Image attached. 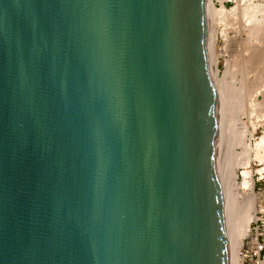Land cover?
Instances as JSON below:
<instances>
[{"label":"water","instance_id":"obj_1","mask_svg":"<svg viewBox=\"0 0 264 264\" xmlns=\"http://www.w3.org/2000/svg\"><path fill=\"white\" fill-rule=\"evenodd\" d=\"M208 0H0V264H230Z\"/></svg>","mask_w":264,"mask_h":264},{"label":"bare ground","instance_id":"obj_2","mask_svg":"<svg viewBox=\"0 0 264 264\" xmlns=\"http://www.w3.org/2000/svg\"><path fill=\"white\" fill-rule=\"evenodd\" d=\"M208 2L210 6L208 60L215 85L216 106L225 143L219 175L223 194V216L230 250V264H244L241 251L242 246L245 238L252 232V222L257 219V194L254 190L255 180L253 172L249 170V166L255 158L264 159L262 151V147H264V134L259 136V140L255 142V145L253 144V140L256 139L255 132L257 127L259 123H262L259 117L261 115L262 119L264 117L263 114L255 113L256 111L260 113L264 111V4L245 3L240 8L241 20L245 22V25L240 26L246 34V48L244 47V49L248 51L249 56L244 61L246 67L242 65L243 62L240 65L242 68L244 67L243 69H247V66L252 64L253 70H256L258 74L255 83L253 84L252 82L251 86L247 85L246 89L245 81H243L245 82L244 84L242 82L238 84H232V82L230 84L228 83L230 80L226 79L228 81L226 83L225 73L222 77L218 69L217 57L213 56L214 40L212 41V39L216 38V35L222 30V27L220 31L214 29V19L223 21L227 16L231 19L227 23L223 21L225 23L223 28L225 27L226 32L228 25L231 27L237 25L239 9L237 10V7L227 8L224 4L218 6L215 0H208ZM214 23L216 22L214 21ZM217 30L219 31L218 33ZM249 68L248 71H251ZM246 72L244 71L245 75L247 74ZM240 80L242 79L240 78ZM261 95L262 99L260 100ZM241 167L244 168L242 181L239 180L238 172ZM261 170H264V167ZM258 264H264V258H260Z\"/></svg>","mask_w":264,"mask_h":264},{"label":"rangeland","instance_id":"obj_3","mask_svg":"<svg viewBox=\"0 0 264 264\" xmlns=\"http://www.w3.org/2000/svg\"><path fill=\"white\" fill-rule=\"evenodd\" d=\"M215 3L218 6H221L220 4H224L227 8H236L237 7V10L239 9L238 10L239 14H237V25H234L232 27L230 25H228L226 28L227 29L226 32H225V27L223 28V25L225 26V23H227V21L231 20V19L228 18V16H227V18L225 20L223 19V21L225 23L222 20L218 21L217 19H214V21L216 22V23H214V21H213V26L215 27L214 29H218L219 31L221 29L222 30L220 32L217 30V33L219 32L220 34L218 33V35H216V38L212 39V41L214 40L213 41V56L215 55L217 57L218 69L221 72V76L225 73V77H226L225 82L226 83L229 80L231 81V82L230 81L228 82L230 84L232 82H233L232 84H238L239 82L240 83L242 82L244 84L246 82L245 86L247 89V85L251 86L252 82H253V84L255 83V81L257 80L256 77L258 74H257L256 70H253L254 67L252 64L251 65L249 64L247 66V69L246 68L243 69L244 67H246V65H245L246 63L244 62L245 58H247L249 56H248V51L246 49H244V47L246 48V45H245L246 34L240 26L245 25V22H244V20H241L240 8H241V6H244L245 3H253L255 5L256 4H259V5L264 4V0H215ZM236 28H238V29H236ZM239 30H241V31H239ZM223 32L225 33V36H224ZM245 52H247V53H245ZM242 62H243V64H242ZM240 64L244 65V67L242 68V66ZM249 66L252 69H250ZM248 68L251 71H248ZM244 71L245 72L247 71L246 73L247 74L249 73V74L245 75ZM255 72H256V74H255ZM234 74H235V76H234ZM240 78L242 80H240ZM236 79H238V80H236ZM234 80L236 83L234 82ZM243 81H245V82H243ZM259 99L260 100L262 99V95L260 96ZM263 112L260 113V112L256 111L255 113L264 115ZM259 119H260V122H262V123L261 124L259 123L257 130L255 132V134H256L255 138L256 139L253 140L254 145L256 144L255 142L257 140H259V136H262L264 134V124H263L264 123V117L262 119V115H261V117H259ZM261 120H263V121H261ZM239 150H241V149H239ZM262 151L264 153V147H262ZM254 156L255 155L253 153V157ZM263 167H264V159L261 160L260 158L259 159L255 158L254 160H252L250 163V166H249V170H251L253 172V177L255 180L254 190L257 194V218H258V215L259 216L261 215L260 209L264 206V180H262V181L256 180V177H257L256 171L263 172L264 170H261ZM243 170H244L243 167H241L238 170L239 177H240L239 180H241V181H242V177H243V175H242ZM257 237H259V239L262 242H264V224H262L260 221L258 223L253 221L252 222V232L248 237L245 238L241 251L243 252L244 250H249V252H252L251 250L254 246V241L257 239ZM242 257H243L242 259H243L244 264H253L254 260H251V257H244L243 254H242ZM263 258H264V252L262 253V259Z\"/></svg>","mask_w":264,"mask_h":264},{"label":"built area","instance_id":"obj_4","mask_svg":"<svg viewBox=\"0 0 264 264\" xmlns=\"http://www.w3.org/2000/svg\"><path fill=\"white\" fill-rule=\"evenodd\" d=\"M256 180L262 181L264 180V171H256ZM260 216L258 215V218L255 220L256 223L259 221L264 224V206L260 209ZM252 252H249V250H244L242 254L244 257H251V260H254L253 264H258L259 259L262 258V253L264 252V242H262L259 237L254 241V246L251 250Z\"/></svg>","mask_w":264,"mask_h":264}]
</instances>
